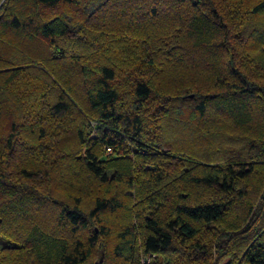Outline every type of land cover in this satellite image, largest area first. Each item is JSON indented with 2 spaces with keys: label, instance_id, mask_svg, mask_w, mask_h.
Masks as SVG:
<instances>
[{
  "label": "trees",
  "instance_id": "trees-1",
  "mask_svg": "<svg viewBox=\"0 0 264 264\" xmlns=\"http://www.w3.org/2000/svg\"><path fill=\"white\" fill-rule=\"evenodd\" d=\"M0 242L264 264V0H0Z\"/></svg>",
  "mask_w": 264,
  "mask_h": 264
},
{
  "label": "built area",
  "instance_id": "built-area-1",
  "mask_svg": "<svg viewBox=\"0 0 264 264\" xmlns=\"http://www.w3.org/2000/svg\"><path fill=\"white\" fill-rule=\"evenodd\" d=\"M92 127H93V125H92ZM94 136V132H92L91 134H90V137H93ZM112 151H111V149L109 148V147H106L105 148V153L106 154H110Z\"/></svg>",
  "mask_w": 264,
  "mask_h": 264
},
{
  "label": "rangeland",
  "instance_id": "rangeland-1",
  "mask_svg": "<svg viewBox=\"0 0 264 264\" xmlns=\"http://www.w3.org/2000/svg\"><path fill=\"white\" fill-rule=\"evenodd\" d=\"M108 155V154H107ZM3 245V243L2 242H0V247Z\"/></svg>",
  "mask_w": 264,
  "mask_h": 264
}]
</instances>
